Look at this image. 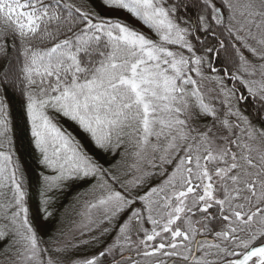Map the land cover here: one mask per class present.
Returning <instances> with one entry per match:
<instances>
[{"label": "snow or ice", "instance_id": "snow-or-ice-1", "mask_svg": "<svg viewBox=\"0 0 264 264\" xmlns=\"http://www.w3.org/2000/svg\"><path fill=\"white\" fill-rule=\"evenodd\" d=\"M0 264H264V0H0Z\"/></svg>", "mask_w": 264, "mask_h": 264}, {"label": "trees", "instance_id": "trees-1", "mask_svg": "<svg viewBox=\"0 0 264 264\" xmlns=\"http://www.w3.org/2000/svg\"><path fill=\"white\" fill-rule=\"evenodd\" d=\"M22 158L28 162L30 166L33 168V179L35 180V171H36V166L33 163L31 152L27 149H24L22 152Z\"/></svg>", "mask_w": 264, "mask_h": 264}]
</instances>
